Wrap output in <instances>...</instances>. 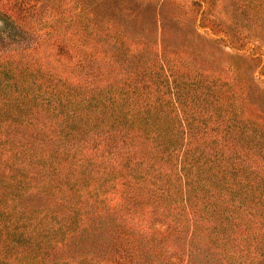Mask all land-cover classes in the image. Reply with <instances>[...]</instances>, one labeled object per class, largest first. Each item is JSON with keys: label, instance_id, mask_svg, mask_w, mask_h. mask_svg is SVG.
Returning a JSON list of instances; mask_svg holds the SVG:
<instances>
[{"label": "trees", "instance_id": "trees-1", "mask_svg": "<svg viewBox=\"0 0 264 264\" xmlns=\"http://www.w3.org/2000/svg\"><path fill=\"white\" fill-rule=\"evenodd\" d=\"M0 13V264H264V0ZM39 14L83 74L30 59Z\"/></svg>", "mask_w": 264, "mask_h": 264}, {"label": "rangeland", "instance_id": "rangeland-1", "mask_svg": "<svg viewBox=\"0 0 264 264\" xmlns=\"http://www.w3.org/2000/svg\"><path fill=\"white\" fill-rule=\"evenodd\" d=\"M41 15L34 17L35 24L32 25L38 36L35 38L37 40V48L32 49L30 52V59L40 60L41 63L49 62L55 70L63 71L72 75L83 74L86 70L80 68L79 59L83 56L84 65L87 66L90 63L89 56L86 52L80 50L77 46L76 33L72 28H61L59 25H49L42 24ZM20 28L19 26H17ZM11 29L7 20H5V15L0 13V34L2 38H15L20 36L19 29ZM76 34V35H75ZM27 39V38H26ZM59 39V40H58ZM66 41L68 43L69 51L67 53H58L57 47L58 42ZM121 212V211H119ZM149 220H140L136 227L145 231V234H150V230L147 229V224ZM96 263V262H95ZM101 264V263H100ZM158 264H178L169 263L164 261Z\"/></svg>", "mask_w": 264, "mask_h": 264}]
</instances>
